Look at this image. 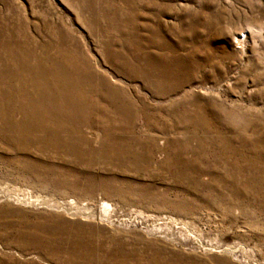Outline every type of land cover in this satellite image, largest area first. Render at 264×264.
I'll return each mask as SVG.
<instances>
[{
	"label": "rangeland",
	"instance_id": "rangeland-1",
	"mask_svg": "<svg viewBox=\"0 0 264 264\" xmlns=\"http://www.w3.org/2000/svg\"><path fill=\"white\" fill-rule=\"evenodd\" d=\"M0 264H264V0H0Z\"/></svg>",
	"mask_w": 264,
	"mask_h": 264
},
{
	"label": "bare ground",
	"instance_id": "bare-ground-1",
	"mask_svg": "<svg viewBox=\"0 0 264 264\" xmlns=\"http://www.w3.org/2000/svg\"><path fill=\"white\" fill-rule=\"evenodd\" d=\"M239 42H241V39H239Z\"/></svg>",
	"mask_w": 264,
	"mask_h": 264
}]
</instances>
